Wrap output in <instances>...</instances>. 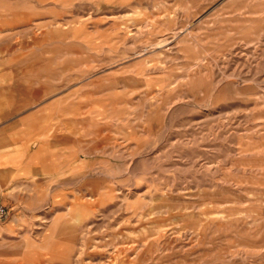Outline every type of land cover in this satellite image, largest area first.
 I'll use <instances>...</instances> for the list:
<instances>
[{"label": "rangeland", "instance_id": "rangeland-1", "mask_svg": "<svg viewBox=\"0 0 264 264\" xmlns=\"http://www.w3.org/2000/svg\"><path fill=\"white\" fill-rule=\"evenodd\" d=\"M55 96L0 264H264V0H0V128Z\"/></svg>", "mask_w": 264, "mask_h": 264}, {"label": "crops", "instance_id": "crops-1", "mask_svg": "<svg viewBox=\"0 0 264 264\" xmlns=\"http://www.w3.org/2000/svg\"><path fill=\"white\" fill-rule=\"evenodd\" d=\"M57 99L56 96L51 97L46 103L41 101V97L35 98L34 101L27 98L14 99L9 109L4 111V116L13 113H17L18 116H15L17 119L12 121V129L14 126L17 130L15 133H13L14 129L9 128V123L4 124V128H0V202H8L9 197L13 200L10 203L11 216L6 221L0 220V243L20 242L23 235L29 232L22 229V226L28 220L26 213L33 207L29 208L26 202H19L17 196L25 189L24 185L33 186L25 182L32 183L41 176L46 180L53 179L56 175L55 149L59 146L69 149V139L66 142L62 140L60 143L51 142L45 138L44 122L51 120L53 111L68 109L66 104L59 106V109L54 108L53 105L57 102L62 105L61 98ZM30 104L35 105L28 108ZM14 136L20 140L15 142ZM57 233V238L60 239L59 228Z\"/></svg>", "mask_w": 264, "mask_h": 264}, {"label": "built area", "instance_id": "built-area-1", "mask_svg": "<svg viewBox=\"0 0 264 264\" xmlns=\"http://www.w3.org/2000/svg\"><path fill=\"white\" fill-rule=\"evenodd\" d=\"M8 215V209L4 204L0 203V218H6Z\"/></svg>", "mask_w": 264, "mask_h": 264}]
</instances>
